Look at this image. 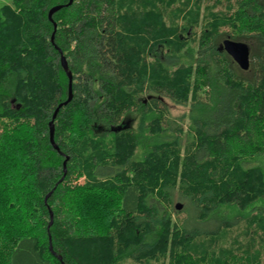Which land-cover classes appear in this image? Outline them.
Here are the masks:
<instances>
[{"label": "trees", "instance_id": "1", "mask_svg": "<svg viewBox=\"0 0 264 264\" xmlns=\"http://www.w3.org/2000/svg\"><path fill=\"white\" fill-rule=\"evenodd\" d=\"M68 2L0 3V264H264V0Z\"/></svg>", "mask_w": 264, "mask_h": 264}, {"label": "water", "instance_id": "2", "mask_svg": "<svg viewBox=\"0 0 264 264\" xmlns=\"http://www.w3.org/2000/svg\"><path fill=\"white\" fill-rule=\"evenodd\" d=\"M74 0H69L68 4H71ZM63 6L62 5H57L54 6L50 9L49 11V18L52 20L53 14L55 12H57L58 10H60ZM55 29L57 28V24H54ZM54 38H55V32L52 36V41L54 42ZM222 47L223 49L233 58V60L239 65V67L242 70H248L250 68L251 65V47L247 42L244 41H235L232 40L230 38L225 39L222 42ZM61 63L62 66L64 68V70L66 71L68 77H69V95L66 101L62 102L57 109L54 112L53 118L50 121V140L54 146L55 149H58V146L55 142V119L58 115V112L60 110L61 107L67 105L72 99H73V91H72V84H73V75L72 72L69 70V64L67 61L66 56L61 52ZM123 128V124L119 125L117 128H112L114 131L116 130H121ZM68 157H66L65 161H64V170H65V174H66V170H67V161H68ZM52 192H50L48 194V196L46 197V201L48 200V197L51 195ZM182 204L181 203H176V208L177 210L182 209ZM53 212L51 211V222L50 225L53 223ZM51 250L53 251V246L52 243L50 245ZM60 259H62L61 257H59Z\"/></svg>", "mask_w": 264, "mask_h": 264}, {"label": "rangeland", "instance_id": "3", "mask_svg": "<svg viewBox=\"0 0 264 264\" xmlns=\"http://www.w3.org/2000/svg\"><path fill=\"white\" fill-rule=\"evenodd\" d=\"M9 0H0V3H7ZM147 98V95H146ZM164 102L167 104V107L169 109L170 115L172 116V118L174 119H178L181 118L182 116L185 117V122L184 125L185 127L189 126L190 120L188 118V114L190 112L191 109V102L187 105H180V104H176L175 102H173L171 99L169 98H163ZM136 125L135 122L131 121L130 125ZM252 164H256V162H252ZM81 181H83V179H81ZM175 199H174V204L176 203H182V212L180 213V217L182 218H186L188 213L186 211H183L185 209L188 210V207L190 206L187 200H183L180 199L179 197V193L175 192ZM250 217V216H249ZM248 216L246 217V219L244 221H242L239 225L230 228L227 231L226 236L223 238V242H220L219 244L222 246L224 243L226 245L229 246H238L239 244H242L243 246H247L249 244H252V237L247 234V228H248ZM189 219V218H188ZM190 221L192 222V226L194 225V221L191 215V219ZM212 223H209L208 225H202L201 228H207V227H211ZM225 241V242H224ZM263 241L261 240V238L259 236H256L255 239V244L257 246H261L263 243ZM168 264V263H167Z\"/></svg>", "mask_w": 264, "mask_h": 264}]
</instances>
